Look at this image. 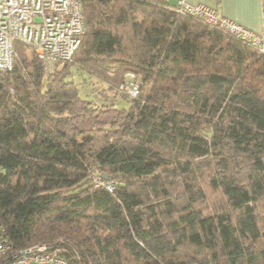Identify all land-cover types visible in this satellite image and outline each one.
Here are the masks:
<instances>
[{
    "label": "trees",
    "instance_id": "obj_1",
    "mask_svg": "<svg viewBox=\"0 0 264 264\" xmlns=\"http://www.w3.org/2000/svg\"><path fill=\"white\" fill-rule=\"evenodd\" d=\"M80 2L71 61L46 73L19 42L0 69V264L34 244L68 264H264V53L165 0ZM72 65L129 107L82 96Z\"/></svg>",
    "mask_w": 264,
    "mask_h": 264
},
{
    "label": "built area",
    "instance_id": "obj_2",
    "mask_svg": "<svg viewBox=\"0 0 264 264\" xmlns=\"http://www.w3.org/2000/svg\"><path fill=\"white\" fill-rule=\"evenodd\" d=\"M167 6L212 24L225 33L248 43L264 53V35L220 14L216 9L187 0H165ZM85 20L80 0H0V69H11L19 59L16 43L32 48L46 73H52L71 61L85 34ZM120 88L132 97L139 95V84L132 80ZM97 186L112 183L95 177ZM10 246L0 233V255ZM60 247L34 244L17 250L4 264H68Z\"/></svg>",
    "mask_w": 264,
    "mask_h": 264
},
{
    "label": "crops",
    "instance_id": "obj_3",
    "mask_svg": "<svg viewBox=\"0 0 264 264\" xmlns=\"http://www.w3.org/2000/svg\"><path fill=\"white\" fill-rule=\"evenodd\" d=\"M193 4H203L216 9L220 14L235 20L245 27L262 32V0H187Z\"/></svg>",
    "mask_w": 264,
    "mask_h": 264
},
{
    "label": "rangeland",
    "instance_id": "obj_4",
    "mask_svg": "<svg viewBox=\"0 0 264 264\" xmlns=\"http://www.w3.org/2000/svg\"><path fill=\"white\" fill-rule=\"evenodd\" d=\"M75 67L76 66L74 65L71 66L72 73L70 78H72L74 81H76L79 84L82 96L92 100L100 101L103 99L105 100L111 99L112 95H115V97L119 98V100H117L116 98V102H115L116 105L120 107H129L130 100L121 96L120 93H118L117 89H116L117 93L115 92L116 94H113L112 92H110L111 90H109V85L107 83H105L95 75H85L79 73L75 69ZM84 77H87V79L82 80L84 79ZM120 90L124 92V90H122L121 88Z\"/></svg>",
    "mask_w": 264,
    "mask_h": 264
},
{
    "label": "water",
    "instance_id": "obj_5",
    "mask_svg": "<svg viewBox=\"0 0 264 264\" xmlns=\"http://www.w3.org/2000/svg\"><path fill=\"white\" fill-rule=\"evenodd\" d=\"M105 178H107V176H104Z\"/></svg>",
    "mask_w": 264,
    "mask_h": 264
}]
</instances>
